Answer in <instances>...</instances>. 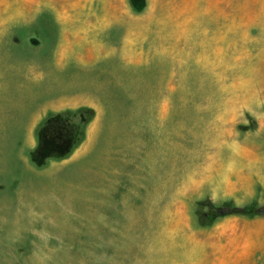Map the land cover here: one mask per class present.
Returning a JSON list of instances; mask_svg holds the SVG:
<instances>
[{"label": "rangeland", "instance_id": "obj_1", "mask_svg": "<svg viewBox=\"0 0 264 264\" xmlns=\"http://www.w3.org/2000/svg\"><path fill=\"white\" fill-rule=\"evenodd\" d=\"M82 106L86 127L55 116ZM253 203L264 0H0V264H167V209L205 250L169 263L264 264V231L239 247L240 214L213 216Z\"/></svg>", "mask_w": 264, "mask_h": 264}, {"label": "bare ground", "instance_id": "obj_2", "mask_svg": "<svg viewBox=\"0 0 264 264\" xmlns=\"http://www.w3.org/2000/svg\"><path fill=\"white\" fill-rule=\"evenodd\" d=\"M208 22H206V20L204 22V19L198 18L194 25H191V24L189 25V30L188 31H189V33L191 35H196L198 30H200L202 27L204 28L203 33L201 32V35H200V37L202 39V44H206V41H207V39L209 37V25H208ZM145 24L147 25L148 21ZM163 27H164V25H163ZM149 29H150V27L148 25L147 26H140V25L137 26L138 32H142L143 31L144 33H146V32H148ZM90 30H91L90 28L87 29L86 30V34H88L90 32ZM167 33H168L167 31H164V34H163L162 37L166 38ZM164 38H162L163 41H165ZM134 39H136V38L134 37ZM194 39L196 40V38H194ZM162 40L160 39V41H162ZM129 43L130 42L124 43V46L126 48H131V46H129ZM160 43L159 44L157 43V45H159L162 48H163V46H166V45H163V44H160ZM136 44H135V46H136ZM132 45H133V43H132ZM198 45H199V42L198 43L195 42L194 46L192 47V50L197 49L199 47ZM161 60H167V59L162 57ZM189 60H190V58L188 57L185 60V62H184V66L187 65V62ZM172 65H173V63H172ZM134 66H137V64H134ZM199 71L200 70H198L197 72H199ZM248 94H250V96ZM254 95H255V92H254L253 88H251L248 93L239 96L237 98V100L239 101L240 105L244 104V105H246L248 107H251L253 105V103H254ZM197 182H199V181L197 180ZM189 183H190L189 179H187L186 182L182 186V187H184V185L186 184L185 187H184V189H186V192L188 190V184ZM186 192H185V194H186ZM178 195H181V194H178ZM173 211L174 210H171V209L168 210L167 209L166 211H163L162 213H160L161 216H162L161 220H165V224H167V225L170 224L171 226H175V228L173 229V231L175 232L174 240L169 241L170 244L172 242H174L175 244L172 243L174 246L171 247V249L168 251V255L170 254V256H168V257L167 256L166 257L161 256V257H164L163 258V262H165L167 264H171V263H169V258L172 259L174 254L178 256L177 258L182 259V257H183V258H185V260L186 259L187 260H191L192 258H195V257H201L202 254L205 255V250L200 248L197 244H194V242L190 240V238H191V234H189V231L191 230L190 225H192L193 223L191 221H189V220L187 221V223L185 222L186 228L184 230L183 221L177 222L176 220L172 219V216L175 215V213ZM179 213L181 215V212H179ZM167 227H169V226H167ZM182 230H184L185 232H183ZM166 237L167 236H165V238ZM180 252H182V253H180ZM146 264H158V263H157L156 260H151V261L147 262Z\"/></svg>", "mask_w": 264, "mask_h": 264}, {"label": "trees", "instance_id": "obj_3", "mask_svg": "<svg viewBox=\"0 0 264 264\" xmlns=\"http://www.w3.org/2000/svg\"><path fill=\"white\" fill-rule=\"evenodd\" d=\"M96 115V110L93 107L90 106H82L79 107L78 109L75 110H71L68 109L66 111L57 113L55 116L59 119H64L66 117L69 116H73L75 118L80 119V121L84 124V126L86 127V125L93 120V118ZM78 134H79V138L82 140L85 136V128L83 127L82 129L78 130ZM201 206H204L205 203L204 201H202ZM219 210L217 213L213 214L214 218L219 216V215H227V214H240L243 216H247V217H255V216H264V210L260 209L257 204H250L248 206L245 207H234L233 209H231L228 212H224L223 211V206H218ZM219 213V214H218ZM201 220H203V224H207V221H204V218L201 217ZM210 221H208L209 223Z\"/></svg>", "mask_w": 264, "mask_h": 264}, {"label": "crops", "instance_id": "obj_4", "mask_svg": "<svg viewBox=\"0 0 264 264\" xmlns=\"http://www.w3.org/2000/svg\"><path fill=\"white\" fill-rule=\"evenodd\" d=\"M240 218L241 226L237 227L238 232H247L250 234L249 237H242L239 241V247H256V245L262 240L261 232L264 231V216H255V217H247L243 215H238ZM242 228V231H241ZM258 232L255 236V233ZM244 238V239H243ZM256 238L258 241H256ZM242 254V252H240Z\"/></svg>", "mask_w": 264, "mask_h": 264}]
</instances>
